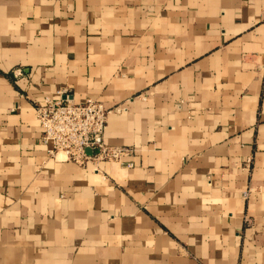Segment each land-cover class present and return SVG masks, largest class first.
I'll list each match as a JSON object with an SVG mask.
<instances>
[{
  "label": "crops",
  "instance_id": "crops-1",
  "mask_svg": "<svg viewBox=\"0 0 264 264\" xmlns=\"http://www.w3.org/2000/svg\"><path fill=\"white\" fill-rule=\"evenodd\" d=\"M66 94L124 161L49 153ZM0 264H264V0H0Z\"/></svg>",
  "mask_w": 264,
  "mask_h": 264
},
{
  "label": "built area",
  "instance_id": "built-area-1",
  "mask_svg": "<svg viewBox=\"0 0 264 264\" xmlns=\"http://www.w3.org/2000/svg\"><path fill=\"white\" fill-rule=\"evenodd\" d=\"M35 108L43 127V142L54 157L63 153L80 164L97 165L100 161H124L131 152L127 147L106 142L105 129L111 109L98 99L88 97L76 102L66 94L58 99L46 97Z\"/></svg>",
  "mask_w": 264,
  "mask_h": 264
}]
</instances>
